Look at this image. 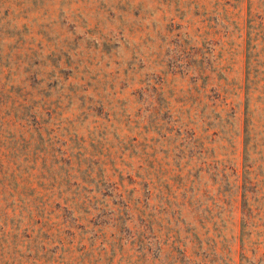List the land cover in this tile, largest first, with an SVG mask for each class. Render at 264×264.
Instances as JSON below:
<instances>
[{"label":"rangeland","instance_id":"374dc122","mask_svg":"<svg viewBox=\"0 0 264 264\" xmlns=\"http://www.w3.org/2000/svg\"><path fill=\"white\" fill-rule=\"evenodd\" d=\"M262 86L264 0H0V264H264Z\"/></svg>","mask_w":264,"mask_h":264},{"label":"trees","instance_id":"16d2710c","mask_svg":"<svg viewBox=\"0 0 264 264\" xmlns=\"http://www.w3.org/2000/svg\"><path fill=\"white\" fill-rule=\"evenodd\" d=\"M248 76V75H247ZM246 111H245V120H244V173L248 174L249 176H246L243 179L242 182V191H243V215H242V220H241V224H242V232L244 231V228L247 226V223L250 220V214L248 212L245 211L246 208V204L248 203V197L246 195V193L250 190L251 185H252V181L250 178V167L251 165L248 163V159L251 156V149L252 146L251 142L255 140V135H254V122H252V111H250V107H249V99H250V90L253 86H257L258 84V80H250L249 77L246 78ZM258 101H261L262 104H264V86H262V91H261V95H258ZM39 121H36V125L39 124ZM205 166L207 167L206 172H210V170L213 167L212 163L207 162L204 163ZM150 195V192H149Z\"/></svg>","mask_w":264,"mask_h":264}]
</instances>
